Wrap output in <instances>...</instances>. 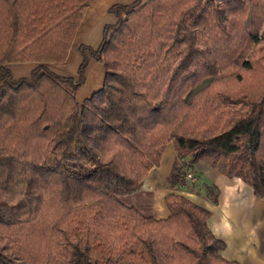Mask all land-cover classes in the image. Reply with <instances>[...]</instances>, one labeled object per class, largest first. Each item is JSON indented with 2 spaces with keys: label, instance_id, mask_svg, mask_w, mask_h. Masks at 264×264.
<instances>
[{
  "label": "trees",
  "instance_id": "16d2710c",
  "mask_svg": "<svg viewBox=\"0 0 264 264\" xmlns=\"http://www.w3.org/2000/svg\"><path fill=\"white\" fill-rule=\"evenodd\" d=\"M89 1L0 0V264H244L186 196L165 218L122 198L172 141L171 188L204 160L264 199V0L114 5L79 77L59 75L46 63L66 62ZM91 60L104 83L80 102Z\"/></svg>",
  "mask_w": 264,
  "mask_h": 264
},
{
  "label": "crops",
  "instance_id": "0c3cea01",
  "mask_svg": "<svg viewBox=\"0 0 264 264\" xmlns=\"http://www.w3.org/2000/svg\"><path fill=\"white\" fill-rule=\"evenodd\" d=\"M133 1L135 0H90L83 13L66 62L61 65L56 63H46V65L59 75L77 79L83 60L80 46L98 48L103 40L105 27L117 22V17L110 11V8L117 4H130ZM38 65L39 62L36 61L6 64L16 78L29 76ZM85 74L86 80L77 92V99L80 102L89 98L103 86L106 74L105 65L97 60H91ZM175 160L168 174L166 173L168 177ZM191 171L198 172L204 183L203 195H201L203 204L196 202L194 204L201 212H207V223L210 229L216 237L226 242L227 246L221 255L227 260L244 264H264V199L258 198L253 188L242 178L229 177L218 168L203 161L198 162L194 168H191ZM148 176L146 185L149 187L152 186V181ZM186 180L188 183L187 175ZM216 187L219 193L217 202H214L212 193ZM164 190L163 216L158 218H165L169 215L165 198L171 192L177 193L175 189L166 188Z\"/></svg>",
  "mask_w": 264,
  "mask_h": 264
},
{
  "label": "rangeland",
  "instance_id": "374dc122",
  "mask_svg": "<svg viewBox=\"0 0 264 264\" xmlns=\"http://www.w3.org/2000/svg\"><path fill=\"white\" fill-rule=\"evenodd\" d=\"M175 157L176 153L172 142H170L165 147V152L162 156L160 165L154 166L149 173L148 177H150V180L152 181V186L148 187L146 185V178L136 193L125 196L122 198V200L128 205L135 206L143 215L157 218L163 216L162 196L165 193L164 189L166 188L175 189L177 193L183 194L190 198L193 203L196 202L198 204H203L201 195H203L202 190L204 183L202 181L203 179L201 178V175L198 172H194L189 169L187 171L188 183L181 187L178 185L176 188H171V184L166 181V178L168 177L166 173L168 170H170V166L175 160ZM203 162L209 164L204 160ZM209 165L212 166L211 164ZM213 194L214 193H212V195Z\"/></svg>",
  "mask_w": 264,
  "mask_h": 264
},
{
  "label": "built area",
  "instance_id": "2783aa9c",
  "mask_svg": "<svg viewBox=\"0 0 264 264\" xmlns=\"http://www.w3.org/2000/svg\"><path fill=\"white\" fill-rule=\"evenodd\" d=\"M188 175V174H187ZM188 178V177H187Z\"/></svg>",
  "mask_w": 264,
  "mask_h": 264
}]
</instances>
